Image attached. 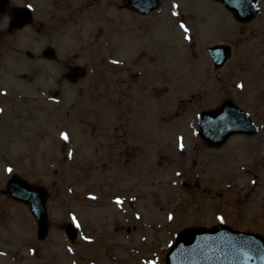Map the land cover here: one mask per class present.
Returning a JSON list of instances; mask_svg holds the SVG:
<instances>
[{
  "label": "rangeland",
  "instance_id": "1",
  "mask_svg": "<svg viewBox=\"0 0 264 264\" xmlns=\"http://www.w3.org/2000/svg\"><path fill=\"white\" fill-rule=\"evenodd\" d=\"M29 1L21 31L0 18V240L13 257L0 264H165L183 230L264 237V0L244 25L212 0H159L148 17L125 0ZM215 44L232 50L217 73ZM46 47L54 62L39 59ZM225 99L259 132L212 148L196 115ZM11 175L49 194L42 242L5 203Z\"/></svg>",
  "mask_w": 264,
  "mask_h": 264
},
{
  "label": "water",
  "instance_id": "2",
  "mask_svg": "<svg viewBox=\"0 0 264 264\" xmlns=\"http://www.w3.org/2000/svg\"><path fill=\"white\" fill-rule=\"evenodd\" d=\"M219 1L241 23L250 21L256 14L255 0ZM128 5L143 14L157 7L156 0H128ZM29 21L27 15L23 24ZM207 51L215 69L222 67L230 57L227 46H214ZM198 126L201 139L214 147L221 146L231 135H252L258 130L249 121L248 114L229 101H225L216 113H201ZM8 187L11 197L29 204L38 225L39 239H43L48 227L45 191L26 184L16 176L11 178ZM67 231L70 240H74L76 229L68 226ZM167 264H264V239L235 233L224 227L212 231L187 230L179 234L167 255Z\"/></svg>",
  "mask_w": 264,
  "mask_h": 264
},
{
  "label": "flooded vegetation",
  "instance_id": "3",
  "mask_svg": "<svg viewBox=\"0 0 264 264\" xmlns=\"http://www.w3.org/2000/svg\"><path fill=\"white\" fill-rule=\"evenodd\" d=\"M13 0L10 1V3H7L6 6L3 8V10H1L0 12V18H7L8 20V24L5 28L2 29V33L5 32H13V21H12V15L14 12V3H12ZM12 3V4H11ZM5 208V207H4ZM1 212V221L7 220V223L2 222V225L0 226V236L3 235L2 233H4L5 235H8L9 231L11 230V228L9 227L11 225V222H8V215L6 214L5 210H0ZM4 236V235H3ZM2 243H4L5 245L3 246ZM11 245V241L9 239L7 240H0V256L1 257H8L10 255V248L9 246ZM40 262H42V259L40 260Z\"/></svg>",
  "mask_w": 264,
  "mask_h": 264
},
{
  "label": "snow or ice",
  "instance_id": "4",
  "mask_svg": "<svg viewBox=\"0 0 264 264\" xmlns=\"http://www.w3.org/2000/svg\"><path fill=\"white\" fill-rule=\"evenodd\" d=\"M182 27H183V26H182ZM63 138L67 139V137H63Z\"/></svg>",
  "mask_w": 264,
  "mask_h": 264
}]
</instances>
